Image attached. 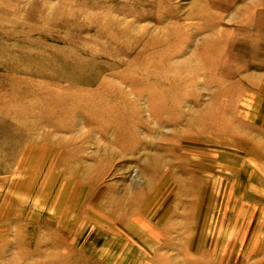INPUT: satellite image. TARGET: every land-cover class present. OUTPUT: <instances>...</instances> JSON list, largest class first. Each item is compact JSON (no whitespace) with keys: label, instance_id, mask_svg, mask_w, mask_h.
Segmentation results:
<instances>
[{"label":"rangeland","instance_id":"obj_1","mask_svg":"<svg viewBox=\"0 0 264 264\" xmlns=\"http://www.w3.org/2000/svg\"><path fill=\"white\" fill-rule=\"evenodd\" d=\"M0 264H264V0H0Z\"/></svg>","mask_w":264,"mask_h":264}]
</instances>
